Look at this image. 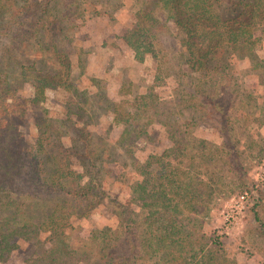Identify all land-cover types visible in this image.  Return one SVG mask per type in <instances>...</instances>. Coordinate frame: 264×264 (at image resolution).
Instances as JSON below:
<instances>
[{
    "label": "trees",
    "instance_id": "1",
    "mask_svg": "<svg viewBox=\"0 0 264 264\" xmlns=\"http://www.w3.org/2000/svg\"><path fill=\"white\" fill-rule=\"evenodd\" d=\"M153 5L165 13L164 22L153 10L144 12L126 40L130 43L143 37L152 44L158 33H167L166 45L151 54H162V60L176 67L181 87H194L189 86L192 92L186 88L179 114L198 108L200 124L209 125L232 149L229 112L235 92L255 79L264 86V66L256 46L260 38L264 43V0H230L228 6L223 0H156ZM103 6L102 0H0V215L6 213L0 221V264L17 249L19 239L48 246L46 257L40 260L43 264H228L220 255L219 243L209 247L204 222L198 217L207 209L200 187L209 191L215 172H206V183L198 167L184 163L174 167L165 162L167 152L138 164L134 172L140 179L131 183V195L146 215L137 226L131 224L124 205L104 193L93 167H84L83 173L66 170L42 146L26 151L17 142L34 97L55 88L78 93L69 82L72 62L66 51L79 32L78 26L106 14L100 10ZM142 22L146 25L141 26ZM200 71L212 78L195 80ZM64 78L67 80L62 82ZM26 84L31 85L33 98L21 95ZM153 99L152 91L135 96L134 111L126 113L129 126L124 136L140 139L149 123L170 129V121ZM245 100H256V110L247 115L264 125V95L256 99L250 93ZM142 120L146 122L140 127ZM195 121L187 120L184 128H192ZM81 130L90 145L87 124ZM52 132L48 125L42 135ZM177 152L184 156L186 150ZM84 155L92 160L94 152L86 150ZM100 206L111 207L118 227L98 224L78 247L70 246L69 230ZM38 209H44L45 216L36 223L34 212ZM252 211L264 235L257 206ZM42 236L46 238L41 242Z\"/></svg>",
    "mask_w": 264,
    "mask_h": 264
},
{
    "label": "rangeland",
    "instance_id": "2",
    "mask_svg": "<svg viewBox=\"0 0 264 264\" xmlns=\"http://www.w3.org/2000/svg\"><path fill=\"white\" fill-rule=\"evenodd\" d=\"M102 1L104 10L102 7L100 10L106 14L78 26L79 32L75 33V40L66 51L72 62L69 82L78 93L55 88L35 98L31 85L27 84L21 93L26 98L34 97L19 129L17 142H20L21 149L33 151L42 146L66 170L83 173L84 167H93L104 193L123 204L131 224L137 223V226L146 215L131 195V183L140 179L134 172L138 164L144 165L149 157L154 161L155 157L167 152L165 162L174 167L179 163L198 167L202 172L201 179L206 183L209 180L206 172H215V176L210 177V190L206 186L200 187L207 209L198 217L204 222L203 231L209 239V247H214L213 242L219 243L220 255L228 264H264V235L254 221L252 211L257 206L264 222V125L247 115L256 110V100H245L250 93L256 99L263 96L264 86L255 79L249 86L235 92L229 112V145L233 148L226 147L221 136L209 125L200 124L198 108L185 111L184 116L179 114L184 107L182 98L186 96V88L190 90V85L181 87L175 77L179 75L176 67L162 60V54L158 57L151 54L158 46L163 48L166 45L167 33H158L152 44L143 37L133 38L130 43L126 40L128 31L140 24L138 18L144 12L153 10V15L164 22L165 13L153 5L156 0ZM223 2L228 6L230 0ZM121 4L124 7L120 8ZM145 25L146 22L141 23V26ZM256 46L264 66L261 38ZM194 78L206 82L212 76L200 71ZM66 80L64 78L62 82ZM150 91L154 93L153 100L162 107L166 121H170V129L166 131L153 123L144 126L146 121L142 120L139 125L147 130L146 135L138 140L127 138L123 135L129 126L126 113L134 111L135 96ZM257 101L260 105L261 101ZM123 107L130 110H122ZM257 116L261 118V115ZM191 118H195L196 125L185 129L184 122ZM84 124H87L86 131L91 133L88 146L81 130ZM48 125H52L53 132L42 135ZM38 126L43 129L39 130ZM66 150L70 152L65 153ZM86 150L94 152L92 160L84 155ZM177 150H186V153L182 156ZM241 196L245 199L242 200ZM184 212L193 213L191 210ZM34 214L35 222H41L45 210L38 209ZM4 217L6 213L2 212L0 221ZM98 224L113 229L118 227L111 207H97L84 219L76 221L74 230L68 232V244L78 247ZM41 238V242L45 241L46 236ZM16 247L5 264H43L40 260L46 257L48 250L47 245L34 240L19 239Z\"/></svg>",
    "mask_w": 264,
    "mask_h": 264
},
{
    "label": "built area",
    "instance_id": "3",
    "mask_svg": "<svg viewBox=\"0 0 264 264\" xmlns=\"http://www.w3.org/2000/svg\"><path fill=\"white\" fill-rule=\"evenodd\" d=\"M241 199L244 200L245 199V196H241Z\"/></svg>",
    "mask_w": 264,
    "mask_h": 264
}]
</instances>
